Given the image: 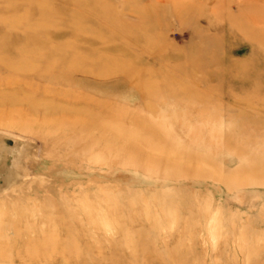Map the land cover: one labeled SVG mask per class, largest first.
<instances>
[{"label": "rangeland", "instance_id": "rangeland-1", "mask_svg": "<svg viewBox=\"0 0 264 264\" xmlns=\"http://www.w3.org/2000/svg\"><path fill=\"white\" fill-rule=\"evenodd\" d=\"M0 133V264H264V0H0Z\"/></svg>", "mask_w": 264, "mask_h": 264}, {"label": "water", "instance_id": "water-1", "mask_svg": "<svg viewBox=\"0 0 264 264\" xmlns=\"http://www.w3.org/2000/svg\"><path fill=\"white\" fill-rule=\"evenodd\" d=\"M21 145L25 147L26 144L22 140L0 133V194L5 192L15 181L12 164L21 154V151L18 150Z\"/></svg>", "mask_w": 264, "mask_h": 264}, {"label": "bare ground", "instance_id": "bare-ground-1", "mask_svg": "<svg viewBox=\"0 0 264 264\" xmlns=\"http://www.w3.org/2000/svg\"><path fill=\"white\" fill-rule=\"evenodd\" d=\"M27 101H29V100H27ZM73 105H74V104H73ZM35 106H36V105H35ZM83 106H84V105H83ZM45 107H46V110H48V109H54V107H53V106H50L49 103H48L47 105L45 104ZM68 107H69V106H68ZM87 108H88V106H87ZM56 109H57V110H61V109H62V110H67V111L69 112V111H73V110H75V109H77V108H74V107H73V108H66V109H64V108L56 107ZM32 112L37 113V110H33ZM32 112H31V113H32ZM35 115H36V114H35Z\"/></svg>", "mask_w": 264, "mask_h": 264}]
</instances>
